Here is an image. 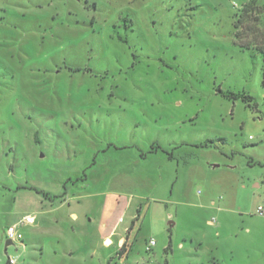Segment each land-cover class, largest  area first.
Wrapping results in <instances>:
<instances>
[{"label": "rangeland", "instance_id": "rangeland-1", "mask_svg": "<svg viewBox=\"0 0 264 264\" xmlns=\"http://www.w3.org/2000/svg\"><path fill=\"white\" fill-rule=\"evenodd\" d=\"M249 1L0 0V264H264Z\"/></svg>", "mask_w": 264, "mask_h": 264}, {"label": "trees", "instance_id": "trees-1", "mask_svg": "<svg viewBox=\"0 0 264 264\" xmlns=\"http://www.w3.org/2000/svg\"><path fill=\"white\" fill-rule=\"evenodd\" d=\"M255 11H259L257 4L255 0H251L248 3H246L241 11V14L239 18L237 19V22L235 24V28L239 29L240 27L243 29L247 26V24L252 20L251 13H254ZM261 21V27L263 28V33L260 36H256L250 40H248L244 35L245 30H242L237 34L238 39H246L244 43L241 41V46L248 49L250 46H253L255 49L258 50V52L261 54V57L263 59V71H264V17L263 19H260V17H255L253 19V22ZM246 100H250V98H245ZM155 149V148H152ZM39 193V192H38ZM9 264V263H7Z\"/></svg>", "mask_w": 264, "mask_h": 264}, {"label": "built area", "instance_id": "built-area-1", "mask_svg": "<svg viewBox=\"0 0 264 264\" xmlns=\"http://www.w3.org/2000/svg\"><path fill=\"white\" fill-rule=\"evenodd\" d=\"M256 214L259 215V216H264V202L259 204L256 208ZM214 222V219L212 220L211 223ZM23 223L25 224H32L33 223V218L28 216L26 217L24 220H23ZM6 237H7V240L11 241V242H16V241H19L22 239L21 235L18 234L16 232V229L15 227H9L7 230H6ZM149 245H153V242L151 241L149 243ZM13 260H10L9 261V264H13Z\"/></svg>", "mask_w": 264, "mask_h": 264}, {"label": "crops", "instance_id": "crops-1", "mask_svg": "<svg viewBox=\"0 0 264 264\" xmlns=\"http://www.w3.org/2000/svg\"><path fill=\"white\" fill-rule=\"evenodd\" d=\"M71 216H72L73 219H76V218H77L75 214H71ZM30 217L33 218V222H34V220H35L36 217H35V216H30ZM32 224H33V223H32ZM126 230H127V229L125 228L123 231H126ZM115 233H116V232H113V229H111V230H109V231L106 233V235H102V236L100 237V240H102V244H103V246H104L105 248H109V247L113 246L110 236H111V235H112V236H115ZM125 242H126L125 238H124L123 236H119V237L117 238V240H116V245H117V247H121V248H122L123 245L125 244Z\"/></svg>", "mask_w": 264, "mask_h": 264}, {"label": "water", "instance_id": "water-1", "mask_svg": "<svg viewBox=\"0 0 264 264\" xmlns=\"http://www.w3.org/2000/svg\"><path fill=\"white\" fill-rule=\"evenodd\" d=\"M12 244H13V242L7 240L6 243H5V248L10 246V245H12ZM5 252H6V249H5Z\"/></svg>", "mask_w": 264, "mask_h": 264}]
</instances>
